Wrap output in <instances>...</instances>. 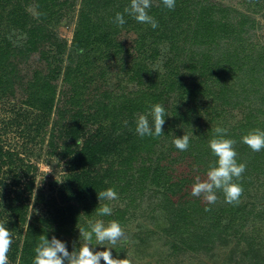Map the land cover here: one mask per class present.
Returning a JSON list of instances; mask_svg holds the SVG:
<instances>
[{
	"label": "trees",
	"instance_id": "1",
	"mask_svg": "<svg viewBox=\"0 0 264 264\" xmlns=\"http://www.w3.org/2000/svg\"><path fill=\"white\" fill-rule=\"evenodd\" d=\"M31 1L36 4V16L27 9ZM80 3L72 44L67 46L64 42L63 46L53 47L62 39L53 31L58 17H54L55 21L46 19L51 13L53 18L57 0H0V96L16 98L46 114L55 109L54 124L64 130L62 146L56 154L64 159L65 175L62 182L37 194V200L44 199L46 207L33 212L28 220L24 210L33 181L23 185L25 178L21 172L27 175L30 165L17 152L0 145V197H9L3 210L0 209V217L7 218L2 222H7L5 226L13 236L9 261L33 264L34 249L41 235L49 240L55 236L66 243L70 252L78 249V228L88 226L82 218L102 219L106 223L116 220L125 232L129 226L147 228L146 223L141 224L142 220H153L144 237L138 233L134 237L143 244L156 238L160 243L152 244V252L160 257L174 256L184 250L191 236L189 222L196 220L193 229L203 233L205 220L213 216V207L202 198L193 197L191 187L194 177L197 174L203 177L209 164L215 161L208 147L213 128L224 127L226 123L216 117V108H211L216 115H206V120L199 123V110L191 113L190 108L199 109L202 94L210 96L208 90L216 95L217 101L252 90V74L257 70L263 81L264 47L243 33L254 20L247 14L238 20L231 16L232 25L228 28L229 14L216 0H176L174 10L166 8L162 0H152L148 11L159 25L153 29L147 24L140 27L124 14L130 0H80ZM250 5V12L254 9L264 14V0H253ZM117 12L125 15L123 27L113 22ZM128 34L132 35L130 39ZM223 35H227L225 41L229 42L230 51L216 57L214 53L223 42ZM77 49H83V54H78ZM160 49L167 53L161 56ZM112 53L118 55L114 62L110 61ZM130 59L133 64L128 63ZM95 61L100 67L97 77ZM142 71L148 76L138 81L137 91L125 90L122 83L112 86L116 83L114 76L124 72L129 80H134ZM194 72L206 74L208 81L186 78ZM56 98L61 102L58 105ZM157 103L165 107L168 115L164 134L141 138L135 132L137 116L148 113L150 106ZM148 118L151 124L152 117ZM245 120L240 125L243 133L256 128L264 130V119H255L249 112ZM254 120L256 123H250L249 127L247 124ZM88 121L92 124L89 130ZM190 132L194 136L188 150H177L172 143L174 137ZM233 136L227 132L228 138ZM49 142L53 140L50 138ZM234 147L237 157L242 158L238 162L250 164L246 175L258 164L254 166L256 158L264 156V150L253 152L243 143ZM6 164L9 174L3 169ZM193 166L198 167V173ZM259 170L264 172L261 167ZM3 177L9 182L5 183ZM249 182L245 176L238 181L242 187ZM109 187L115 189L118 194L115 201H123V206L115 205L110 216L100 217L99 207L112 200L99 201L97 194ZM206 207L211 211H205ZM228 207L221 210L231 212V222L252 212L251 208H236L237 205L234 209ZM4 211L6 215H2ZM123 245L118 242L111 252L116 254ZM249 249L247 254L257 251L253 246ZM124 254L118 253L116 258L123 259ZM262 257L258 256L260 261L255 264H264Z\"/></svg>",
	"mask_w": 264,
	"mask_h": 264
},
{
	"label": "rangeland",
	"instance_id": "2",
	"mask_svg": "<svg viewBox=\"0 0 264 264\" xmlns=\"http://www.w3.org/2000/svg\"><path fill=\"white\" fill-rule=\"evenodd\" d=\"M57 1L59 4L56 6L55 10L52 11L54 13L53 18L51 19V13L46 20L55 21L54 17H58L55 26H53V31L58 38L62 39L52 44V46L56 47L58 44L63 46L64 42H66L67 46H70L72 44L75 21L79 15L81 3L80 0H67V3H63V0ZM216 1L222 4L223 7L225 6L229 14L228 17H226L229 24L228 28H231L232 25V21L229 18L231 16H235L236 20H238L242 15L247 14L249 19H253L254 22L251 24L252 26L243 30L244 36H249V40L264 47V14L258 11L254 12V9L250 12L252 8L250 3H252L253 0ZM27 9L33 16H36L37 7L36 4L34 5V2L31 1L30 4H27ZM46 25H48V23H46ZM138 25L141 27L142 24L138 23ZM131 36V34H128V39H130ZM226 37L227 35L222 36L223 42L219 43L214 53L216 57L230 51L229 42L225 41ZM70 48L72 49V47H69V49ZM160 50L162 56V53L166 51L163 49ZM160 54L159 57L156 58L157 63L161 57ZM67 55L68 54H66L65 57ZM116 58H118L117 54H110V61L114 62ZM64 63L65 59L63 60V64ZM98 63L97 61L94 62V76L96 73L100 72ZM128 63L133 64L134 61L130 59ZM124 67L126 68V65H124ZM196 74L197 73L194 72L186 78L189 80L193 78L195 81L201 83H203L204 79L208 81V76L206 77V74L205 76ZM147 76L145 71H142L141 74L133 77L134 80H129V75L123 72L122 75L114 76V81L116 83H113L112 86L117 87L116 84L122 83L125 90L132 89L137 91L140 86H137L138 81L147 79ZM256 79L258 80L255 81ZM261 79L262 76L259 75L258 70L255 71L252 74V83H254L252 90L235 93L232 97H228L227 99L219 98L218 101L214 99L216 95L208 90V95L210 96L207 98V96L205 97L202 94V105L200 106L199 104V109L190 108V112L192 113L199 110L200 116L198 120L199 123H203L206 120V115L207 117L216 115L211 111V108H216L218 110L216 117L220 120H226L224 128L235 136L239 135L238 138L235 136H233V138L231 137V139L236 141L235 145H237L241 143V137L246 134L243 133L244 129L242 127L240 128V125L247 121L245 119L248 118L249 112L254 115L255 119H264V77L263 81ZM258 81L259 83H257ZM58 93L59 91H57L56 95H58ZM56 100L57 98L55 99V105L61 103L60 99L57 100V103ZM55 119V109H52L51 113L46 114L42 111L33 109L29 105L23 104L16 98L13 99L0 96V145L11 152H17L19 157L23 158L24 161L30 165V167L27 168V175L21 172L25 178L24 181H22L23 185L33 181L31 191L28 192L30 193V198L26 210H24L26 211V220L29 219L33 212L37 213L46 207V205L43 204L46 201L44 199L37 200V194L45 193L49 188L59 183L65 175L64 159L56 154V151L62 146L61 142L63 140L64 130L59 125L54 124ZM250 123L255 124L256 121H250L247 124L249 127L251 125ZM52 125L54 126V130H52ZM86 127L88 130L92 127L90 121L87 122ZM50 138L53 140L52 143L49 142ZM80 141H78V143ZM241 160L242 158L237 157V161ZM246 163V167H249L250 164L247 161ZM256 163L258 164L256 165ZM262 163H264V156L256 158L254 162V166H256L252 167L248 175L245 173L243 174L245 180L250 181V184L243 187L244 191L236 208L247 210L251 208L252 212L245 217H236L234 221L231 222L230 220L233 218L231 212H223L221 209L228 206V208L234 209V207L225 203L223 194L218 192L219 199L217 203L211 205L214 209L212 212L213 216L205 220L206 228L202 227L201 231L203 233L193 229V227H196V220L189 222L188 225L192 227L190 228L191 236H189L188 242L182 252L174 256H172V254L167 258L164 255L160 257L158 253L152 252V244L155 243L159 245L160 241H156V238H149L146 240V243L143 244L140 238H136V233H138V236L144 237L154 221L150 219L145 221L139 218L140 221L142 220L141 224H147V228L142 227L138 229L137 225L136 227L129 226L127 228L128 231L125 232L127 240L120 242L124 245L122 249H120V247L118 248L120 250L117 249L116 254L111 252L113 258L118 257L116 256L118 253L125 252L123 259L129 261L130 264H255L260 261L258 256L260 259L264 256V172L259 170L260 167L264 169V164ZM3 169L8 171L7 164L3 165ZM16 169H19V167ZM9 173L8 171L6 174ZM13 177L14 173L12 179ZM3 179L5 183L9 182L8 179L4 177ZM1 186L2 184L0 183V187ZM8 198L7 196L4 198L0 197V209L3 210V205L6 204ZM122 203L123 201L119 202L118 200L116 202L112 200L108 205L112 208L115 205L116 208H120L123 206ZM2 215H6L5 211ZM4 219L6 220L7 218ZM4 219L0 217V222L4 221ZM82 220L88 222L90 219L82 218ZM104 222L106 223V221ZM134 235H136V237H134ZM200 239L202 240L199 241ZM77 241H80V236L77 237ZM20 242L21 241L18 242V245H20ZM251 246L257 248V251H255L254 254H247L246 252L250 250L249 248ZM93 247L94 250L97 251L104 250L102 246H96L95 240H93ZM135 247L144 250V252H137ZM163 247L166 246L164 245ZM148 252L151 254H148ZM254 255L256 256L254 257ZM8 264H12L9 258ZM101 264H103V261H101Z\"/></svg>",
	"mask_w": 264,
	"mask_h": 264
},
{
	"label": "clouds",
	"instance_id": "3",
	"mask_svg": "<svg viewBox=\"0 0 264 264\" xmlns=\"http://www.w3.org/2000/svg\"><path fill=\"white\" fill-rule=\"evenodd\" d=\"M176 0H162V4L169 10H174ZM152 7V0H130L124 8V14L133 18L137 23L150 25L153 29L158 28V22L149 14ZM117 12L114 23L123 27L126 23L125 15ZM38 18V17H37ZM83 49H77L82 55ZM152 117V123L149 122ZM168 116L163 105L157 103L150 106L146 114H138L136 119L135 132L141 138L145 136L160 137L163 135L165 117ZM126 123V122H125ZM228 130L219 125L213 128V136L208 141V147L215 157L210 163L203 177L197 174L191 187L193 197L202 198L207 205H215L219 199L217 193L223 194L224 202L236 206L243 194V187L238 183L246 171V164L237 161L235 150L236 141L227 137ZM194 135L184 133L181 137H174L173 145L179 151H187L190 146V139ZM241 143L247 145L253 152L264 150V130L259 128L250 130L241 137ZM197 173L199 169L193 166ZM62 182V181H61ZM98 200H117L118 194L115 189L109 187L97 194ZM205 211H211L206 207ZM112 208L102 204L97 215L100 217L110 216ZM6 222H0V264H8V252L13 244L12 233L5 226ZM80 234V246L68 251L66 243L53 236L50 240L44 235L39 238V243L34 249L33 264H130L124 259L113 258L111 249L118 242L127 240L125 231L116 220L105 223L102 219L89 220L87 228H78ZM93 240L96 246H102L104 250H94Z\"/></svg>",
	"mask_w": 264,
	"mask_h": 264
}]
</instances>
